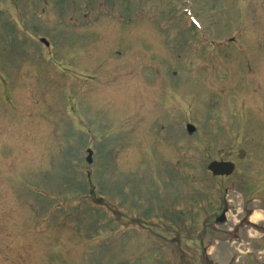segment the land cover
I'll return each mask as SVG.
<instances>
[{
    "label": "rangeland",
    "instance_id": "1",
    "mask_svg": "<svg viewBox=\"0 0 264 264\" xmlns=\"http://www.w3.org/2000/svg\"><path fill=\"white\" fill-rule=\"evenodd\" d=\"M17 2L0 264H264V0ZM40 37L75 40V63Z\"/></svg>",
    "mask_w": 264,
    "mask_h": 264
},
{
    "label": "flooded vegetation",
    "instance_id": "2",
    "mask_svg": "<svg viewBox=\"0 0 264 264\" xmlns=\"http://www.w3.org/2000/svg\"><path fill=\"white\" fill-rule=\"evenodd\" d=\"M17 1H26V2H30V0H13V2H17ZM35 1V0H34ZM71 1L70 5H71V12H73V14H77V5H78V0H65L66 4ZM60 2V1H59ZM18 3V2H17ZM38 3H43V4H46V0H38ZM44 10L42 9V12ZM64 23V25H63ZM59 25H62V26H65V27H69L72 34L77 35L78 33V27H79V22L76 18H74L73 16H71V20L70 22H60ZM1 27H2V24L0 23V32H1ZM100 28V29H99ZM103 28L104 26L100 25L97 27V31L95 32H102L103 31ZM24 32H27L28 34L25 36V38L23 39L22 41V44H23V47H24V44H27L28 45V49H24V53H29L30 52V48H31V34H30V30H29V27L27 30H25ZM103 33V32H102ZM5 35V37H4ZM98 36V35H97ZM103 38V40H105L106 42H103V43H107L108 41L105 39V36H101ZM44 38V37H40V43H43L45 48H49V51H53L55 50L56 52H58L60 54V57L63 59V58H69L70 59V62L71 64H74L75 61L77 60L78 58V55H79V51H78V47H77V43H75V40H71L70 42V47L68 46H64L62 47L61 46V43L62 42H48L46 41L47 43L45 42H42L41 39ZM45 39V38H44ZM46 40V39H45ZM15 42H18V39L17 38H13L12 35L10 34L9 30H6L2 33L1 37H0V48H10ZM2 45V46H1ZM64 49V50H63Z\"/></svg>",
    "mask_w": 264,
    "mask_h": 264
},
{
    "label": "water",
    "instance_id": "3",
    "mask_svg": "<svg viewBox=\"0 0 264 264\" xmlns=\"http://www.w3.org/2000/svg\"><path fill=\"white\" fill-rule=\"evenodd\" d=\"M42 41H44L42 39ZM187 131L188 132H193L194 131V127L192 125H188L187 126ZM88 155L86 157V161L91 163V155H92V151L90 149H88ZM244 155V151L240 150L239 151V157H243ZM234 169V165L230 162H224V161H215L212 162L211 164H209V170L216 175H228L230 174Z\"/></svg>",
    "mask_w": 264,
    "mask_h": 264
}]
</instances>
